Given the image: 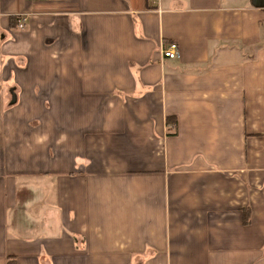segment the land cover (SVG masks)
<instances>
[{
    "label": "crops",
    "instance_id": "obj_1",
    "mask_svg": "<svg viewBox=\"0 0 264 264\" xmlns=\"http://www.w3.org/2000/svg\"><path fill=\"white\" fill-rule=\"evenodd\" d=\"M0 264H264V7L0 0Z\"/></svg>",
    "mask_w": 264,
    "mask_h": 264
},
{
    "label": "built area",
    "instance_id": "obj_2",
    "mask_svg": "<svg viewBox=\"0 0 264 264\" xmlns=\"http://www.w3.org/2000/svg\"><path fill=\"white\" fill-rule=\"evenodd\" d=\"M27 17L22 15L18 19L17 27L24 29L26 27ZM163 54L167 58H178L180 57V49L177 42H170L168 45L163 47Z\"/></svg>",
    "mask_w": 264,
    "mask_h": 264
},
{
    "label": "trees",
    "instance_id": "obj_3",
    "mask_svg": "<svg viewBox=\"0 0 264 264\" xmlns=\"http://www.w3.org/2000/svg\"><path fill=\"white\" fill-rule=\"evenodd\" d=\"M13 19H14L15 25L17 26L18 25V19H19L18 16L14 17ZM168 122L176 124V119L173 117H168ZM244 211H245L244 223L248 224L250 221L249 210H244Z\"/></svg>",
    "mask_w": 264,
    "mask_h": 264
},
{
    "label": "water",
    "instance_id": "obj_4",
    "mask_svg": "<svg viewBox=\"0 0 264 264\" xmlns=\"http://www.w3.org/2000/svg\"><path fill=\"white\" fill-rule=\"evenodd\" d=\"M253 2L257 7H264V0H253Z\"/></svg>",
    "mask_w": 264,
    "mask_h": 264
}]
</instances>
